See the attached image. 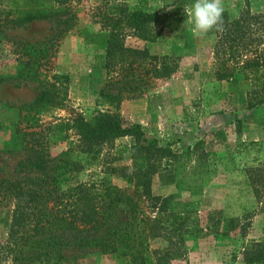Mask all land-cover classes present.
<instances>
[{
	"label": "trees",
	"instance_id": "16d2710c",
	"mask_svg": "<svg viewBox=\"0 0 264 264\" xmlns=\"http://www.w3.org/2000/svg\"><path fill=\"white\" fill-rule=\"evenodd\" d=\"M72 3L29 0L27 9L16 17L9 9L0 18L1 34V27L6 25L53 21L63 26L49 40H11L18 67L14 75L0 76V84L19 80L37 85L33 101L19 108L14 133L28 154L27 167L39 174L0 179V208L13 207L0 255L5 253L10 264H77L88 254L113 257L117 264H169L189 247H196L206 233L208 240L227 238L237 231L243 235L244 225L236 218L223 220L218 213L203 217L191 201L201 194L207 166L200 143L177 153L171 145L150 137L140 124L125 126L117 112L99 113L91 121L78 116L72 122L86 153L117 139L130 138L126 163L107 171L123 179L126 186L101 179L67 187L69 176L84 166L69 151L51 152L47 128H43L38 116L61 105L66 95L68 76L51 72L49 66L66 30L78 23ZM121 7L119 17L101 21V29L91 35L102 41L105 52L107 79L99 97L116 111L124 101L145 95L156 82L170 79L177 68L170 58L152 54L147 46H126L114 34L119 24L142 33L159 19L157 14L140 8L126 4ZM142 39L153 42L154 37ZM212 53L217 81H231L237 74L253 80L259 73L264 74V14L253 13L248 0L236 17L229 18L224 13L223 28L215 30ZM261 96L260 102H264V94ZM166 168L174 172L176 192L157 195L152 182ZM248 177L252 183H259L254 193L261 198L264 166L250 168ZM183 192L189 193V198L179 205ZM242 262L264 264V242L246 247Z\"/></svg>",
	"mask_w": 264,
	"mask_h": 264
},
{
	"label": "rangeland",
	"instance_id": "374dc122",
	"mask_svg": "<svg viewBox=\"0 0 264 264\" xmlns=\"http://www.w3.org/2000/svg\"><path fill=\"white\" fill-rule=\"evenodd\" d=\"M253 13L264 14V0H248ZM76 7L77 25L66 30L59 41L51 72L69 78L62 104L38 116L52 153L69 151L84 168L69 176L67 187L75 183L105 179L125 187L123 179L107 173L111 166L125 162L129 137L84 152L74 131L75 117L91 121L99 113L117 112L124 125L140 124L146 133L161 144H169L181 153L200 143L206 153L204 183L194 199L199 215L215 213L223 220L236 218L244 225L242 232L229 237L209 239L206 233L194 248L169 264H244L242 253L253 242H264V193L255 197V187L248 177L249 169L264 166V74L253 80L237 74L231 81H217L214 75L212 48L215 30L194 35L184 9L194 0H72ZM245 0H224V13L234 18ZM155 13L159 19L139 33L119 24L114 31L126 46H147L150 52L170 58L175 74L156 82L140 98L124 101L116 109L99 97L107 79L102 41L91 35L98 32L101 21L119 17L121 5ZM29 0H0V18L9 9L14 17L27 9ZM63 26L41 21L23 26H2L0 33V76L14 75L17 63L12 41L52 39ZM104 31L103 34H106ZM154 37L153 42L143 37ZM97 41V42H96ZM38 92L33 82L10 80L0 84V179H24L39 174L30 171L28 154L14 133L19 108L30 104ZM256 103L254 106H250ZM176 178L170 168L154 176L152 190L157 195L176 192ZM181 202L189 193L180 194ZM13 207L0 208V243L7 238ZM191 248V249H190ZM0 264H10L5 253ZM77 264H117L110 256L88 254Z\"/></svg>",
	"mask_w": 264,
	"mask_h": 264
},
{
	"label": "clouds",
	"instance_id": "9594fccd",
	"mask_svg": "<svg viewBox=\"0 0 264 264\" xmlns=\"http://www.w3.org/2000/svg\"><path fill=\"white\" fill-rule=\"evenodd\" d=\"M224 0H194L184 9L192 24L194 35L220 31L223 28Z\"/></svg>",
	"mask_w": 264,
	"mask_h": 264
}]
</instances>
